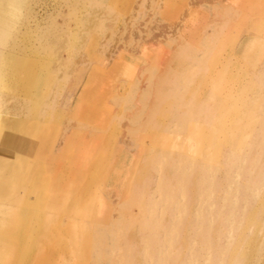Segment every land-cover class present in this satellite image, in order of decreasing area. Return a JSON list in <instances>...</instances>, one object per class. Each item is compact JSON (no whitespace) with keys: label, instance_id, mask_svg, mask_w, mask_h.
I'll list each match as a JSON object with an SVG mask.
<instances>
[{"label":"rangeland","instance_id":"obj_1","mask_svg":"<svg viewBox=\"0 0 264 264\" xmlns=\"http://www.w3.org/2000/svg\"><path fill=\"white\" fill-rule=\"evenodd\" d=\"M8 1L0 264H264V0Z\"/></svg>","mask_w":264,"mask_h":264},{"label":"bare ground","instance_id":"obj_2","mask_svg":"<svg viewBox=\"0 0 264 264\" xmlns=\"http://www.w3.org/2000/svg\"><path fill=\"white\" fill-rule=\"evenodd\" d=\"M10 6H12V4H10V1L0 0V28H1L0 29V45L1 46L3 45V42L11 36V25L13 21L11 22V24H9V20H10L9 18H13V16L9 10ZM1 25L4 26V28L1 27ZM6 59H7L6 54H4L3 50L0 48V70H1V65L5 63ZM236 123L237 122H234L233 127L230 128L229 130L222 131L223 135L226 136L228 139L233 140L235 138L237 134V131L235 130L237 129V126L235 125ZM237 124L239 126L241 123H237Z\"/></svg>","mask_w":264,"mask_h":264},{"label":"crops","instance_id":"obj_3","mask_svg":"<svg viewBox=\"0 0 264 264\" xmlns=\"http://www.w3.org/2000/svg\"><path fill=\"white\" fill-rule=\"evenodd\" d=\"M1 254H3V255L5 254V253H4V250H3V251H2V250L0 251V255H1Z\"/></svg>","mask_w":264,"mask_h":264},{"label":"clouds","instance_id":"obj_4","mask_svg":"<svg viewBox=\"0 0 264 264\" xmlns=\"http://www.w3.org/2000/svg\"><path fill=\"white\" fill-rule=\"evenodd\" d=\"M11 22H12V21H11V18H10V20H9V24H11Z\"/></svg>","mask_w":264,"mask_h":264}]
</instances>
